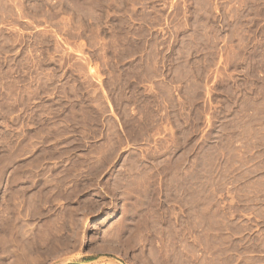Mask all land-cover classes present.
Returning <instances> with one entry per match:
<instances>
[{
    "label": "rangeland",
    "instance_id": "1",
    "mask_svg": "<svg viewBox=\"0 0 264 264\" xmlns=\"http://www.w3.org/2000/svg\"><path fill=\"white\" fill-rule=\"evenodd\" d=\"M0 264H264V0H0Z\"/></svg>",
    "mask_w": 264,
    "mask_h": 264
}]
</instances>
